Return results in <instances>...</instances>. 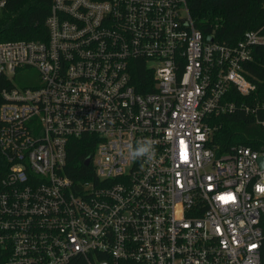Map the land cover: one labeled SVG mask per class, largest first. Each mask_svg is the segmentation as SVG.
<instances>
[{
    "label": "built area",
    "instance_id": "1",
    "mask_svg": "<svg viewBox=\"0 0 264 264\" xmlns=\"http://www.w3.org/2000/svg\"><path fill=\"white\" fill-rule=\"evenodd\" d=\"M45 25L0 41V264H264V147L212 143L214 120L264 111L236 99L263 31L217 42L187 0H53Z\"/></svg>",
    "mask_w": 264,
    "mask_h": 264
},
{
    "label": "trees",
    "instance_id": "2",
    "mask_svg": "<svg viewBox=\"0 0 264 264\" xmlns=\"http://www.w3.org/2000/svg\"><path fill=\"white\" fill-rule=\"evenodd\" d=\"M102 1V0H99ZM53 0H6L0 13V41L46 40L45 25ZM195 27L205 37L234 46L246 32L262 30L264 33V0H187ZM245 75L256 90L250 98L237 97L256 108L264 101V49L256 48L253 60L245 65ZM136 75L137 90L147 89V71L138 65ZM264 111L247 114L238 109L235 113L214 120L219 126L213 136V144L219 154L229 152L235 146H248L259 150L264 147ZM84 137L81 142L73 141L69 148L64 172L74 182L84 180L93 169L85 159L92 155L93 147ZM91 178V174L89 175ZM72 264H86L76 259Z\"/></svg>",
    "mask_w": 264,
    "mask_h": 264
},
{
    "label": "clouds",
    "instance_id": "3",
    "mask_svg": "<svg viewBox=\"0 0 264 264\" xmlns=\"http://www.w3.org/2000/svg\"><path fill=\"white\" fill-rule=\"evenodd\" d=\"M144 151H146V149L143 146H141V147L136 149L134 154L138 155V154L143 153Z\"/></svg>",
    "mask_w": 264,
    "mask_h": 264
},
{
    "label": "water",
    "instance_id": "4",
    "mask_svg": "<svg viewBox=\"0 0 264 264\" xmlns=\"http://www.w3.org/2000/svg\"><path fill=\"white\" fill-rule=\"evenodd\" d=\"M89 162H90V159L86 160V162H85V163H86V165H88V164H89Z\"/></svg>",
    "mask_w": 264,
    "mask_h": 264
}]
</instances>
